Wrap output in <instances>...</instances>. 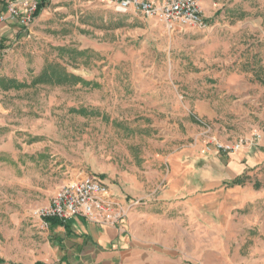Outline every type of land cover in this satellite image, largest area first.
Wrapping results in <instances>:
<instances>
[{
	"label": "rangeland",
	"instance_id": "rangeland-1",
	"mask_svg": "<svg viewBox=\"0 0 264 264\" xmlns=\"http://www.w3.org/2000/svg\"><path fill=\"white\" fill-rule=\"evenodd\" d=\"M46 1L29 27L18 24L15 35L0 36V78L28 84L0 86V264L48 262L46 229L20 208L24 178L32 190H52L72 170L120 174L143 156L168 153L187 130L204 132L188 116L198 101L221 106L224 98L231 106L240 96L233 93L235 74L250 83L255 111L264 109V21L256 20L254 33L211 26L171 32L158 19L134 9L118 13L103 0ZM50 64L86 85L30 86ZM129 204L112 222L95 224L127 237L105 264H242L236 244L213 241L210 229L185 220L182 210L179 218L131 228L129 213L139 205Z\"/></svg>",
	"mask_w": 264,
	"mask_h": 264
},
{
	"label": "crops",
	"instance_id": "crops-1",
	"mask_svg": "<svg viewBox=\"0 0 264 264\" xmlns=\"http://www.w3.org/2000/svg\"><path fill=\"white\" fill-rule=\"evenodd\" d=\"M201 9L215 32L231 29L237 34L254 33L256 20L264 21V0H219L217 7L205 0ZM2 15L5 20L0 19V36L15 35L18 23L7 13V4ZM231 81L235 83L233 93L240 95L231 106L224 98L221 106L202 100L189 112L204 132L187 130L183 139L174 140L170 152L143 156L135 168L126 167L120 174H100V178L123 208L129 202V207L134 206L133 198L144 200L129 213L131 228L157 217L179 218L176 212L182 210L185 220H197L208 227L213 241L236 244L235 256L244 259L242 264H264V109L259 112L253 108V92L245 76L235 74ZM205 132L222 143L238 139L252 142L256 134L260 139L225 154L209 142ZM76 171L65 173L60 185L52 190H32L24 178L20 208L33 218L32 212L48 206L56 192L76 178ZM14 203L12 199V207ZM56 222L50 223L45 232L49 244L47 264H105L116 258L121 253L116 249L127 243V237L120 235L116 227H100L83 218Z\"/></svg>",
	"mask_w": 264,
	"mask_h": 264
},
{
	"label": "built area",
	"instance_id": "built-area-1",
	"mask_svg": "<svg viewBox=\"0 0 264 264\" xmlns=\"http://www.w3.org/2000/svg\"><path fill=\"white\" fill-rule=\"evenodd\" d=\"M118 13H127L134 9L148 18L158 19L171 31L183 28L206 31L210 25L202 15L201 3L205 0H103ZM214 7L219 0H211ZM38 3L34 0H21L10 4L7 13L23 27H29L35 21ZM5 20V16L0 17ZM250 142L239 139L222 143L212 140L218 150L226 153L240 151L247 143L254 144L260 139L255 135ZM135 202L133 205H138ZM122 211L121 204L111 195L107 184L98 176L86 174L64 184L52 197L48 206L32 212L33 218L40 220L43 229L48 228V219L67 222L75 218H83L93 224L112 222ZM108 224V223H107Z\"/></svg>",
	"mask_w": 264,
	"mask_h": 264
},
{
	"label": "trees",
	"instance_id": "trees-1",
	"mask_svg": "<svg viewBox=\"0 0 264 264\" xmlns=\"http://www.w3.org/2000/svg\"><path fill=\"white\" fill-rule=\"evenodd\" d=\"M38 3V9L35 14V18L39 17L42 11L47 7L48 2L46 0H42ZM6 3L5 1H0V12L5 11ZM63 51V50H61ZM79 55H85L86 52H76ZM6 84L5 87L6 90H9L11 88H26L28 87L27 82H16L15 80L7 79V78H0V86L3 87V85ZM65 84L70 85H79V84H85L84 80L80 77H77L74 74L68 73L65 68H63L59 64H50L47 67H45L41 73L36 76L30 86H38V85H50V86H61ZM81 114H88L86 110H81ZM58 220L56 219H48V224H57Z\"/></svg>",
	"mask_w": 264,
	"mask_h": 264
}]
</instances>
